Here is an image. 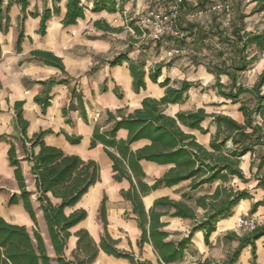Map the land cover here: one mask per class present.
<instances>
[{
	"label": "trees",
	"instance_id": "16d2710c",
	"mask_svg": "<svg viewBox=\"0 0 264 264\" xmlns=\"http://www.w3.org/2000/svg\"><path fill=\"white\" fill-rule=\"evenodd\" d=\"M0 0V30L5 32L9 28V6ZM62 0H52L53 8H45L40 14L38 32L44 35L47 21L54 14H59L61 7L58 3ZM127 0H87L91 7L81 0H65V12L61 19L63 26L76 25L79 20L85 18V10L92 12L106 11L108 13L122 12ZM21 8V19L27 17L29 0H16ZM258 10H264V4L258 6ZM38 13H32L36 16ZM212 14V13H211ZM212 23L208 28L198 25L196 22L187 23L179 28L181 36L164 37L162 40L153 41L162 45L167 42H176L186 39L183 34L191 37L192 47L205 46L210 38L216 37L220 47L215 49V54L208 60L195 61V64L206 66L208 73L214 75V88L217 95L238 104L237 111L243 116L242 121L236 120L232 115L221 112L207 113L203 107L195 110H179L175 115L166 113L165 108L169 104H179L186 101L188 92L197 85L188 79H180L179 85L170 83L169 76H162L164 65L155 63L149 69L146 68V59L143 56L133 59L129 57L130 48L118 52L107 60L109 66H116L127 62L132 78V86L135 92L146 89L145 79L158 83L164 88L163 95L159 98L144 97L139 107L128 111L127 107H119L115 111H105V121L108 127H100L95 124L90 138L89 147L100 144L112 162V178L116 181L128 180L129 186L121 188L120 194L131 204V213L140 229L137 246L141 251L143 244L150 243L158 256L157 264H174L182 262L187 250L192 248L193 235L201 230L206 245L210 244V235L216 229L217 221L228 218L239 201L244 198H252V192L247 186L239 187L235 180L247 183L251 179L256 181L254 188L264 187V68L257 74L256 81L247 86L240 80L241 73L254 66L258 60V54L264 50V28L261 30H247L244 27L232 26L228 28H214ZM181 17V16H180ZM96 28L104 31H121L122 27H112L104 19L93 21ZM223 24V22H221ZM134 34L141 36V31L133 21ZM23 30L17 36V47L20 48ZM173 49L182 50L180 44H174ZM200 46V47H198ZM254 46L256 54L250 56L249 49ZM192 49V48H191ZM227 49L229 50L227 52ZM1 54V49H0ZM33 59L41 60L48 66H55L63 73L64 64L62 57L46 50L37 49L30 52ZM1 57V56H0ZM98 66L90 67V73L98 70ZM226 77V82L222 80ZM71 79L49 78L47 80L33 81L34 85L42 86V92L33 100L41 106L42 112L51 104L52 96L49 94L54 84L69 85ZM103 90L107 86L103 85ZM118 97H122L118 86L114 88ZM24 102L18 101L14 105V117L21 133L19 146L23 151V158H19L15 143L9 140L8 162L14 167V178L17 181L19 193H13L9 198V205L22 202L24 210L28 212L33 222V233L24 225L8 222L0 216V264H51V258L47 253L45 243L37 225L36 211L32 202V194H35L38 209L43 212V218L47 227L48 238L52 244L54 258L57 264H90L101 250L116 258H125L131 264H154L148 259L135 256L133 252L119 248L117 239H114L107 227V195L104 194L99 205V220L103 231L99 242L94 241L90 233L81 228L74 234L76 245L70 253L65 255L67 240L71 235L74 225L84 220L88 213L83 208H77L67 214L64 209L76 204L92 186L99 180L100 166L93 159L83 160L79 155L66 153L62 148L51 146L44 142V137L50 134V129H40L28 137L26 128L28 121L22 117ZM80 109L86 119L82 93L77 86L70 87V104L62 108V114L70 109ZM208 121V126L203 124ZM214 131L208 146L199 143L191 132L199 130L202 134ZM119 129L128 131L126 138L117 136ZM69 143H79L81 136L65 134ZM3 139L0 136V140ZM138 140H147L145 144L132 149V144ZM38 148V152L36 149ZM250 154V170L252 176L248 177L241 169L242 156ZM26 159L30 165V173L34 180L35 190L27 188L20 161ZM141 160L152 161L161 165L171 164L163 176L149 183L146 180ZM183 181H188L187 187L181 191L180 199L169 195L154 199L150 209H145L143 196L150 191L173 187ZM201 192V193H200ZM260 205H264V198L253 202L250 212L257 211ZM163 217H175L188 219L192 225L189 232L181 237H173L165 227L167 223ZM264 235V225L247 230L242 234L230 231L223 236L227 241L236 240L237 245L228 252L227 257L216 264H237L241 250L247 245L255 255L256 241ZM214 261L208 257L199 259L191 264H212Z\"/></svg>",
	"mask_w": 264,
	"mask_h": 264
},
{
	"label": "crops",
	"instance_id": "0c3cea01",
	"mask_svg": "<svg viewBox=\"0 0 264 264\" xmlns=\"http://www.w3.org/2000/svg\"><path fill=\"white\" fill-rule=\"evenodd\" d=\"M7 1L4 0L5 3ZM64 4L65 0L58 3L59 7H61L60 13L52 15L47 21L45 34L41 35L38 32L40 14L45 8H53L52 0H29L26 7L27 17L23 20L21 19L22 13L19 4L16 0H12L8 11L10 17L9 28L5 32L0 30V136L3 137L0 140V216L4 217L8 222L28 227L30 233H33V222L28 212L24 210L22 202L19 201L10 205L8 203L11 194L19 193L18 184L14 178V167L9 165L8 162V141L11 140L15 143L19 158H23V151L19 146L21 133H19L16 118L14 117V105L16 102L21 101L24 102L22 117L28 121L26 128L28 137H32L40 129H50L52 132L44 137L46 144L60 147L68 154H77L83 160L93 159L100 166L99 180L89 187L85 195L76 204L64 209L67 214L72 213L77 208H83L88 213L84 220L74 225L70 230L71 235L67 240L65 253L69 252L70 254L75 247L76 236L74 233L81 228L86 229L94 241L99 242L103 226L99 220L98 208L103 195L106 194L107 229L110 235L119 242L120 240L130 242L133 251L138 250L139 254L142 252L146 254V257L142 259H148L157 264L158 256L150 243L143 244L141 251L138 249L137 239L140 229L131 213L130 202L120 194L121 188L129 186L128 180L123 179L118 182L112 178V162L104 148L100 144L89 147V142L95 124L100 125L101 128L109 126L105 121L106 110L115 111L119 107H127L128 111H132L133 108L141 105L144 97H161L164 88H161L158 83L152 82L147 77L145 79L147 83L146 89L135 92L131 84L132 78L129 68H127V62L124 61L112 67L107 63L108 59L113 58L115 54L123 51L124 47L128 45V42L120 36V33L125 29L121 12L108 13L106 11L92 12L88 10V13L85 12L86 17L83 20H79L76 25L65 27L61 23L65 12ZM184 4L183 11L188 12V7L190 8L192 4L195 5L196 0H186ZM87 6L89 5L87 4ZM124 9H127L125 5ZM32 13L38 14L33 16L31 15ZM116 14L119 15V18L115 20L117 23L113 24L109 21L108 16ZM208 17L207 23L211 24L210 16ZM99 19H104L112 27H122L123 29L115 32L98 29L94 26L93 21ZM21 29L24 36L18 49L17 36ZM153 44L155 45V42ZM217 48H221L224 51L226 49L224 45L222 47L217 46ZM37 49L50 51L62 57L66 73H63L55 66L44 64L39 59H33L30 52ZM251 49H254V46ZM256 52L257 50L254 49L249 55L252 56ZM140 56H144V54ZM129 57L131 58L130 55ZM257 59L255 65L264 66V50L258 54ZM98 61H101L97 68L98 70L90 73V67ZM150 67L147 66L146 68L149 69ZM66 76L71 79L69 85L54 84L49 92L52 96L51 104L42 112L41 106L34 102L33 98L42 92L43 87L34 85L32 82ZM158 81L161 80L158 79ZM74 85L82 93L86 119L83 118L81 110L77 108L70 109L66 115L62 114V108H67L70 104V87ZM103 85L107 86V90H103ZM116 86L122 93V97H118L115 94L114 88ZM178 111L173 114L166 113L175 115ZM233 117L238 121H242L243 118L240 112H238L237 117ZM203 126L206 127L204 124ZM210 129V132L206 134H202L199 130L191 132L199 143L208 146L211 133L214 131L212 126ZM65 134L81 136V140L79 143H69ZM127 135L128 131L125 129L118 130L117 136L119 138H126ZM145 144H148L147 140H138L133 142L131 146L132 149H136ZM35 149L38 152L39 149ZM241 159L242 162L243 159L245 160L244 165L247 171L242 164L241 169L245 175L251 177L252 174L250 172H254L255 168L250 170V154H244ZM140 162L146 180L149 183L163 176L172 167L171 164L161 165L152 161L141 160ZM20 165L27 188L30 191H34L35 184L30 173V163L24 159L20 161ZM254 183L251 186L252 188L255 187L256 181ZM187 184L188 181H183L173 187H162L150 191L149 194L142 198L145 209H150L154 199L160 196L169 195L172 198L180 199V193L187 187ZM251 192L252 198H244V200L239 201L228 218L217 221L216 229L209 237V245L204 242L203 232L198 230L192 237V248L186 251L183 261L174 264H191L205 257L213 258L214 262L212 264L224 260L226 252L233 249L237 245V241H227L223 236L230 231H235L237 234L244 233L237 229V219L245 215H255L260 219L264 218V205H260L257 211L250 212L252 203L264 198V187L254 188ZM31 196L36 211L37 225L47 253L49 256L51 253L54 255L52 244L48 238L43 212L38 209L35 194ZM162 221L167 223L165 229L169 231L168 226L171 221L181 225L184 224L186 228L181 236L186 235L192 225L189 222L190 220L183 218L163 217ZM240 253L237 264H264V235L256 241L255 255L252 253L250 245L244 247ZM136 255L138 256V254ZM96 257L90 264H131L125 258H116L101 250Z\"/></svg>",
	"mask_w": 264,
	"mask_h": 264
},
{
	"label": "rangeland",
	"instance_id": "374dc122",
	"mask_svg": "<svg viewBox=\"0 0 264 264\" xmlns=\"http://www.w3.org/2000/svg\"><path fill=\"white\" fill-rule=\"evenodd\" d=\"M82 2L87 3L91 6L90 2L87 0H81ZM216 0H196L195 5H191L188 7V12L183 11L180 20L181 26H186L187 23L196 22L198 25L203 26L204 28L209 27L210 23L208 21V15L206 16H190V13H193L197 8H204L208 4L214 2ZM231 13H230V23L228 25H224L221 22H224V15L221 12L212 13L213 26L214 28H228V31L231 30L232 26L236 25L239 27H244L247 30H256L264 28V10H258L259 5L264 4V0H233L231 2ZM136 2H129L127 0L124 5L127 9V14L122 15V19L124 21L123 26H125V31L120 33V36L128 42V45L124 47L123 50L130 48L129 55L133 59L140 58L141 54H144L143 58L146 59V67L153 66L155 63H161L164 65L162 69V76L159 80H162L163 77L169 76L170 83L174 86L179 85L180 79H188L192 82H196L197 85L190 89L188 92V99L183 103H179V105H167L165 111L173 114L175 111L179 109L182 110H195L197 107H203L205 111L208 113L211 112H222L229 113L235 117L238 116L237 106L238 104H233L229 100H225L216 94L212 84L214 83V75L212 73H208L206 66L203 64H195V61H207L211 55L215 54V49L217 46H220L218 40L212 36L209 41L206 42L205 46L200 47L199 49L196 47H192L191 45V37L183 34L186 39H181L176 42H167L162 45L156 44L154 45L152 39L149 36H138L134 34V32L126 27L130 16H133L134 10L137 9ZM141 8V5L138 6ZM89 8L85 10L88 13ZM86 17V16H85ZM119 18V15L108 16L109 21L113 24L117 23L115 21ZM180 44L183 48L182 51L178 53H174L173 45ZM192 48V49H191ZM229 50H227L228 52ZM249 53L254 51V49L249 48ZM101 61H98L94 65L99 66ZM254 64L253 67L241 73L240 80L244 81L247 86H251L257 78V74L264 68V66ZM222 80L226 82L227 78L222 77ZM264 91V86L262 87ZM208 121L204 123L205 126H208ZM245 160L241 163L245 170L247 171L246 166L244 165ZM251 174V172H250ZM239 187L247 186L251 190L254 189L253 186L255 180L252 179L247 183H241L238 180L234 181ZM191 223V221H189ZM168 226L170 232L173 237H181V234L185 230L186 226L184 224L176 223L171 221ZM32 231V229H31ZM130 242L126 240H120L118 246L125 248L126 250L134 252V254H138L141 258H145V253H138V250L133 251L130 246ZM231 250V249H230ZM226 257L228 252H226ZM66 256H70L69 252L65 253ZM51 264H57L54 258V255L50 254ZM213 259V258H212ZM215 260V259H214ZM220 262V261H219Z\"/></svg>",
	"mask_w": 264,
	"mask_h": 264
},
{
	"label": "built area",
	"instance_id": "2783aa9c",
	"mask_svg": "<svg viewBox=\"0 0 264 264\" xmlns=\"http://www.w3.org/2000/svg\"><path fill=\"white\" fill-rule=\"evenodd\" d=\"M136 2L137 9L134 10L133 16H130L126 27L133 28L129 25L133 21L134 25L141 31V36H149L153 41L162 40L164 37L181 36L179 28V19L184 9L186 0H129ZM233 0H216L204 8H197L191 14L193 16H208L213 12H221L224 15V25L230 23L231 2ZM141 5V8L138 7ZM122 15L127 14L123 10ZM174 53L182 50L173 49ZM97 119V118H96ZM264 225V218H258L255 215H245L237 219V229L245 232Z\"/></svg>",
	"mask_w": 264,
	"mask_h": 264
}]
</instances>
